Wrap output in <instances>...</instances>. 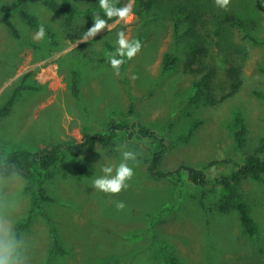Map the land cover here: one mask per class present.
<instances>
[{
	"label": "rangeland",
	"instance_id": "1",
	"mask_svg": "<svg viewBox=\"0 0 264 264\" xmlns=\"http://www.w3.org/2000/svg\"><path fill=\"white\" fill-rule=\"evenodd\" d=\"M14 1L0 0V6ZM55 1L76 12L53 11L43 0L20 7L48 30L42 40L18 10L0 12V107L11 98L0 115V152L80 141L83 131L103 132L109 118L125 115L132 103L134 119L168 143L163 171L187 164L214 175L223 168L209 166L212 161H240L251 151L264 155V0H230L227 10L215 0H157L165 9L149 12L142 0H114L117 7L131 2L134 18L109 20L111 30L89 41L81 40L94 23L91 14L107 19L98 0ZM180 7L192 18L189 39L206 52L193 65L200 69L195 74L184 71V60L161 73L163 54L177 52L173 10ZM225 13L241 18L244 27L220 22ZM119 31L130 39L141 35L143 45L132 60L125 58V81L109 62ZM207 70L200 91L193 84ZM124 145L138 152L128 189L106 194L91 187L103 165L120 162ZM150 146L148 140H117L113 149L66 153L59 167L43 173L45 201L36 200L38 175L24 178L16 227L27 224L17 230L30 241L31 264H169V256L180 264H264V178H247L237 188L257 227L248 236L235 209L218 208L222 190L148 176ZM116 201L125 208L117 210ZM54 239L63 253L55 252Z\"/></svg>",
	"mask_w": 264,
	"mask_h": 264
},
{
	"label": "trees",
	"instance_id": "2",
	"mask_svg": "<svg viewBox=\"0 0 264 264\" xmlns=\"http://www.w3.org/2000/svg\"><path fill=\"white\" fill-rule=\"evenodd\" d=\"M37 0H15L9 5H1L0 12H10L18 10L19 14L24 18L27 24L33 28H39L42 24L38 23L36 18L20 7L27 2H35ZM144 11H150L157 9V11H163L166 3H160L157 0H142ZM43 3L50 9L63 13H75V8L70 5L59 3L55 0H43ZM155 6V7H154ZM100 16L102 13L93 12L91 15L96 14ZM186 22V24H184ZM220 22L228 23L231 26L244 27V21L232 13H225L222 15ZM4 24L13 36L17 37V31L13 24L5 20ZM45 28V26H43ZM46 33L48 30L45 28ZM86 31V30H85ZM84 31V33H85ZM192 31V18L184 8L180 7L173 10V35L174 44L177 52H166L163 54L161 61V73L172 70L180 60H184V71L191 74L199 72L200 69L194 68L193 65L198 63V57L203 56L206 52L205 48L199 46L194 41L189 39V35ZM141 40L140 38H135ZM256 41V40H255ZM263 43L264 41H259ZM110 49L116 51L113 46ZM172 52V53H171ZM126 58V57H125ZM124 58V59H125ZM210 70L203 72L196 82L194 87H198L201 91L206 87V81L209 77ZM119 74L125 81L124 64L120 67ZM75 76H77L75 74ZM72 92L75 97L78 98V79L74 77L72 81ZM11 103V98L0 107V115H3L7 109V106ZM238 131H236L237 140L239 146L241 141L239 138L240 123L237 120ZM117 140L125 141L130 144L131 141H145L148 140L151 144L148 155L144 158L145 172L148 176L161 179V178H182L185 182L192 184L195 187L201 188H213L220 189L224 193L218 199V208L220 210L235 209L240 218V224L243 232L248 236H254L257 231L256 223L250 216V208L248 204L242 199L238 193V185L245 179H262L264 178V155L258 151H251L246 153L240 161H233L230 159L215 160L209 163L222 166V170L214 175H211L205 168H198L192 165L180 164L172 171H163L161 169V163L165 157L169 146L165 137L157 132L156 129L145 126L134 119L132 103L128 106L127 112L124 115H119L116 119L111 116L106 124V128L103 132H90L83 131L80 141H72L65 143H57L50 146H38L37 148H13L5 152H0V158L7 159L10 162H14L17 167L22 171L24 178H28L33 174H37L36 182V200L45 201L48 200V196L45 195V191L42 185L43 173L56 169L63 162L66 153H72L74 155H84L92 151L97 146L111 148L116 145ZM77 171L84 175H90V171L77 166ZM34 199L32 203L37 205V201ZM27 224H18L17 229L25 228ZM53 248L56 251L64 252V249L58 244L57 240H53ZM169 264H180L174 257H168Z\"/></svg>",
	"mask_w": 264,
	"mask_h": 264
},
{
	"label": "clouds",
	"instance_id": "3",
	"mask_svg": "<svg viewBox=\"0 0 264 264\" xmlns=\"http://www.w3.org/2000/svg\"><path fill=\"white\" fill-rule=\"evenodd\" d=\"M99 7L103 11L102 18L98 13L94 15L91 27H89L81 41L94 39L100 32L111 30L108 21L116 18L117 21L129 23L134 18L132 3L117 7L114 0H98ZM230 0H215L216 6L227 10ZM46 35L45 28L41 25L35 34V39L42 40ZM118 47L115 53L110 54L109 62L115 74L119 75L122 64L132 60L141 51L143 45L138 39H130L124 31L117 33ZM133 79L136 77L133 76ZM138 152L122 146L121 159L118 164L108 162L102 166V175L92 181L91 187L106 194H119L127 190L129 181L135 172L130 162L137 161ZM22 171L14 162L0 158V264H31V244L24 233L17 230V215L21 209L20 193L25 185ZM117 210H123L125 203L116 201Z\"/></svg>",
	"mask_w": 264,
	"mask_h": 264
}]
</instances>
